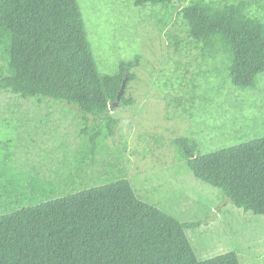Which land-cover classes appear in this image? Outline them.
Wrapping results in <instances>:
<instances>
[{
  "label": "rangeland",
  "instance_id": "1",
  "mask_svg": "<svg viewBox=\"0 0 264 264\" xmlns=\"http://www.w3.org/2000/svg\"><path fill=\"white\" fill-rule=\"evenodd\" d=\"M248 1V13L264 20V0ZM78 5L100 74L142 57L127 93L135 105L112 110L118 125L110 135L105 118L87 122L64 101L0 90V216L129 180L139 199L202 224L186 230L199 260L236 252L241 264H264V217L196 178L175 143L189 139L198 156L264 137V73L255 90L234 87L223 54L204 58L188 38L178 0L166 8L135 0Z\"/></svg>",
  "mask_w": 264,
  "mask_h": 264
},
{
  "label": "trees",
  "instance_id": "2",
  "mask_svg": "<svg viewBox=\"0 0 264 264\" xmlns=\"http://www.w3.org/2000/svg\"><path fill=\"white\" fill-rule=\"evenodd\" d=\"M174 1L135 0V6L166 8ZM186 1L178 0L185 4L186 33L202 56L223 54L232 85L257 89L264 20L248 13L249 1ZM0 45V90L64 101L87 122L88 116L105 118L110 135L118 125L112 110L135 105L127 93L142 57L121 62L115 75L100 74L78 0H0ZM83 131L88 134V126ZM101 136V130L91 136L93 149ZM175 143L196 178L237 208L264 217V137L198 156L189 139ZM201 225L139 199L132 183L121 180L0 216V264H241L236 252L199 260L186 230Z\"/></svg>",
  "mask_w": 264,
  "mask_h": 264
},
{
  "label": "water",
  "instance_id": "3",
  "mask_svg": "<svg viewBox=\"0 0 264 264\" xmlns=\"http://www.w3.org/2000/svg\"><path fill=\"white\" fill-rule=\"evenodd\" d=\"M126 83H127V78L125 79V81L123 82V85H122V88L119 92V95H118V101L121 100V97L122 95L124 94L125 90H126ZM115 106H118V103L115 104ZM113 109V108H112Z\"/></svg>",
  "mask_w": 264,
  "mask_h": 264
}]
</instances>
